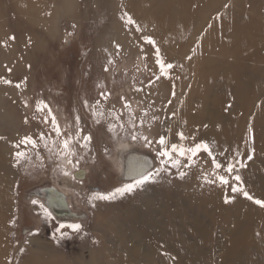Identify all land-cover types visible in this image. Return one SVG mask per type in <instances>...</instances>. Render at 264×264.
<instances>
[{"label":"rangeland","instance_id":"obj_1","mask_svg":"<svg viewBox=\"0 0 264 264\" xmlns=\"http://www.w3.org/2000/svg\"><path fill=\"white\" fill-rule=\"evenodd\" d=\"M157 54L172 67L162 72ZM109 124L123 125L115 141ZM68 135L75 167L58 155ZM161 136L164 149L203 142L213 155L171 153L162 165ZM17 152L26 154L19 163ZM131 153L153 179L90 202L140 178L122 172ZM258 176L264 0H0V264H264ZM54 186L77 219L59 221L45 205L41 195Z\"/></svg>","mask_w":264,"mask_h":264},{"label":"snow or ice","instance_id":"obj_2","mask_svg":"<svg viewBox=\"0 0 264 264\" xmlns=\"http://www.w3.org/2000/svg\"><path fill=\"white\" fill-rule=\"evenodd\" d=\"M128 23H132L130 18L128 20ZM145 40L150 44L153 43V41L148 37H145ZM157 63L161 65V71L162 72H163L165 67H167V68L172 67V65H170V64H168L166 66L164 64H162L160 59H159L158 54H157ZM4 82L5 83H11L10 81H4ZM16 86L19 87V85H16ZM97 103H99V101H97ZM87 106H88V103H87V101H85V107H87ZM125 107H128V105H125ZM43 109H48V115L52 116L51 109L48 107V105L46 103H44L43 101H37V111H42ZM95 115H96V113L93 112V116H95ZM101 115H102V113H101ZM97 122H99V121H97ZM51 123H52V126L56 132V135L60 136L61 135L60 126L58 125L54 116H52ZM76 123H77L76 135L79 136V134H80L79 133V127H78L79 117H76ZM141 124H143V121H141ZM117 127L122 129L123 125L109 124V126H108V131L112 134V138L114 141L117 140L118 138H120V137H118V134L116 132ZM249 131H251V129H249ZM177 135L180 137L181 140L184 139L183 133H178ZM137 138L143 139L147 143H151V141H148L146 136H139L138 137L137 134H135V133H133L131 135V139L136 140ZM41 139H43V136H41ZM72 139H73V137L71 135L66 136V138L63 139L61 146H60L61 152L58 153V155L67 156L69 158L68 159L69 164H73L71 157H73L75 155L74 151L71 148ZM83 139H84V141H90L89 136H84ZM21 143L31 144L34 148L36 147V141L33 140L31 137H25L21 141ZM158 143L162 146L161 150L158 152V156L164 158L161 160L162 165L166 161L171 159V153H177L180 156H185L187 153H191V155L194 156V155H196V153L203 150V151L207 152L210 157H212V155H213L209 146L203 142L197 143L188 149H185L183 147H178L176 144H172L170 149H164L163 145L165 144V139L163 136H161ZM81 146L86 147L87 145L84 144ZM37 155H39V154H37ZM25 156H26V154L24 152H17L16 153L17 162L19 163L20 158H24ZM251 159H252V156H251V150H250V153L248 155V160H251ZM235 163L238 164L240 168H243L245 166V164L240 160H237ZM172 164H173V166H175L177 164V161L173 160ZM212 164H213L214 169L221 167V165L219 163H217V161L215 160L214 157L212 159ZM73 167H75L74 164H73ZM224 171L227 173H232L234 171L233 163L230 162L227 165V167L224 169ZM236 171H238V169H236ZM63 175L67 176V175H69V173L67 171H63ZM154 175H155V173L148 172L146 174L141 175L139 179L134 181V183L125 184L122 187L116 188L113 192H110L107 194L97 193L93 197L90 198V202L92 199L99 200V201H106V200H112V199L116 198L117 195L123 196L125 194H129V193L133 192L136 188L141 187L145 183L151 181L153 179ZM183 175H184V173H181V176H183ZM214 175H215V173H214ZM232 179L235 180L236 182H239L241 180V177L239 175H235L232 177ZM216 180H218L219 183L222 185H227L229 183L228 177H226L224 175H216ZM205 182L206 183H213L214 181L208 180L207 176H205ZM232 192H234V193L235 192H242L243 195L245 196V198H247L249 200L254 199L251 195H249L248 192L244 191L242 185L237 186V184H233ZM229 202H230L229 199L226 197L225 203H229ZM32 203L35 204L36 201L34 200V201H32ZM254 203H256L257 205H260L261 207H264V201H262V200L255 199ZM41 207H43V205H41ZM45 215L46 216L48 215L46 211H45ZM60 227L62 228L65 226L61 225ZM67 227L74 230V231H79L81 229L80 224H70V225H67ZM59 231H60V229L58 228L57 232H59Z\"/></svg>","mask_w":264,"mask_h":264},{"label":"bare ground","instance_id":"obj_3","mask_svg":"<svg viewBox=\"0 0 264 264\" xmlns=\"http://www.w3.org/2000/svg\"><path fill=\"white\" fill-rule=\"evenodd\" d=\"M243 78H246L247 76L241 74V79ZM246 80V79H245ZM247 81V80H246ZM243 84V82H242ZM119 146L121 147L122 146V143L119 144ZM224 146L223 145H220L218 148L222 151L224 150L225 147H222ZM118 147V146H117ZM124 147H125V144H124ZM119 148V147H118ZM131 148V147H130ZM121 149V148H120ZM123 149V148H122ZM116 151V150H115ZM119 152V151H118ZM117 152V153H118ZM135 153V152H134ZM125 154H128V153H123L124 156H126ZM132 154V153H131ZM136 154V153H135ZM222 154V153H221ZM123 155L121 156V163H122V172L125 173L127 175L128 178H135L137 176H140V175H143L144 173V170H145V166L142 165V162L139 163V165L137 166L135 162L137 161H133L132 163L130 162L132 159L133 160H137L138 158H134L133 154L132 155H129V159L130 160H127V162L123 161ZM114 158V157H113ZM140 160V159H139ZM220 162H224V155L222 154L220 156ZM119 162V161H118ZM117 163V162H116ZM120 163V162H119ZM121 169V165H120V168ZM254 182V186H256L257 188L259 189H262L264 188V176H258V177H255V179L253 180ZM66 191H64L62 188L60 187H52L48 190H45L43 192V194L41 195V197L43 198V202L45 203V205L48 207V209L50 210V212L55 216L56 219H58L59 221H64V220H71V219H77L80 215L77 214L76 212H74L68 205V202H67V194L65 193ZM262 194L261 193H258V195ZM62 203H65V205L69 208V211L72 212V216L68 215V211L67 210H64L63 208V204ZM50 206H54L56 209H59V213L57 216L56 215V212L55 211H52V208ZM51 208V209H50ZM55 212V213H54ZM236 257L239 258V260L241 258H243L241 256V254L239 253H236L235 254ZM229 257V256H228ZM234 258L232 259L233 262H238V258ZM251 257V256H250ZM252 259L255 260V258H253L252 256ZM231 260V259H230Z\"/></svg>","mask_w":264,"mask_h":264},{"label":"water","instance_id":"obj_4","mask_svg":"<svg viewBox=\"0 0 264 264\" xmlns=\"http://www.w3.org/2000/svg\"><path fill=\"white\" fill-rule=\"evenodd\" d=\"M62 204H63V208H64V210H67V211H68V213H69L68 215H69V216H70V215L72 216V212L69 211V208L65 205V203H62ZM50 207L52 208V211H55V212H56V215L59 216V215H58V213L60 212L59 209H56L54 206H50ZM51 208H50V209H51ZM58 211H59V212H58ZM55 212H54V213H55Z\"/></svg>","mask_w":264,"mask_h":264}]
</instances>
